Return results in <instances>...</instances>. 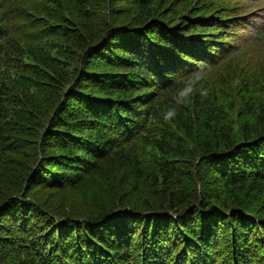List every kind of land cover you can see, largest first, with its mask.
<instances>
[{
    "label": "trees",
    "instance_id": "obj_1",
    "mask_svg": "<svg viewBox=\"0 0 264 264\" xmlns=\"http://www.w3.org/2000/svg\"><path fill=\"white\" fill-rule=\"evenodd\" d=\"M244 1L0 0V264H264Z\"/></svg>",
    "mask_w": 264,
    "mask_h": 264
},
{
    "label": "rangeland",
    "instance_id": "obj_2",
    "mask_svg": "<svg viewBox=\"0 0 264 264\" xmlns=\"http://www.w3.org/2000/svg\"><path fill=\"white\" fill-rule=\"evenodd\" d=\"M242 6L246 7L248 11L257 14V16H255V17H253L251 15L253 17V18L250 17L253 20L251 22L256 23V24H251L250 29L247 30L249 33H252L250 35L253 36L258 31L256 26L263 23V21H264V0H246V1H244V3H242ZM245 51L248 54H251V56L261 54V57H264V43H262V44H254L252 42L246 43L245 44ZM190 79H191V77H190ZM193 80L194 79H191L189 82H194Z\"/></svg>",
    "mask_w": 264,
    "mask_h": 264
}]
</instances>
